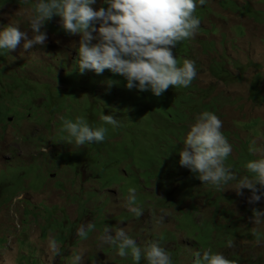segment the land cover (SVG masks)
Wrapping results in <instances>:
<instances>
[{
    "label": "rangeland",
    "instance_id": "374dc122",
    "mask_svg": "<svg viewBox=\"0 0 264 264\" xmlns=\"http://www.w3.org/2000/svg\"><path fill=\"white\" fill-rule=\"evenodd\" d=\"M34 6L0 0V25L30 31ZM194 15V36L172 51L178 64L194 61L197 76L159 97L129 90L108 69L117 80L110 87L92 70L69 85L79 35H68L57 16L45 24L42 48L25 50L21 42L0 50V264H74L76 255L82 264H134L101 241L105 225L124 227L141 246L158 240L173 264H191L194 250L209 248L235 264H264V222L249 219L264 200L249 204L250 190L238 195L235 181L202 183L179 164L178 152L189 124L212 111L233 148L226 166L239 178L252 176L246 163L261 153L249 149H264V0H205ZM90 108L119 118L108 131L122 129L99 151L68 143L62 130L64 119L92 122ZM130 188L141 216L127 207Z\"/></svg>",
    "mask_w": 264,
    "mask_h": 264
},
{
    "label": "clouds",
    "instance_id": "9594fccd",
    "mask_svg": "<svg viewBox=\"0 0 264 264\" xmlns=\"http://www.w3.org/2000/svg\"><path fill=\"white\" fill-rule=\"evenodd\" d=\"M205 0H103L107 5L94 9L96 0H35L29 17V29L20 30L18 24L0 25V50L14 51L23 42L25 50L46 45L47 21L59 17L62 29L68 35H79L75 66L83 74L92 70L102 74L105 69L122 75L126 88L148 91L161 96L169 86L188 87L197 76L195 62L184 59L178 64L172 48L194 36L200 20L194 15L198 4ZM99 21L97 28L95 22ZM95 33V35L93 34ZM95 41V43H93ZM109 87L113 81L106 82ZM99 126L91 125L83 116L63 120V131L68 143L84 146L104 141L108 129L104 125L119 127L120 120L114 114L101 111ZM222 120L212 111H203L188 126L183 147L178 150L179 164L190 170L202 182L213 186L235 181L233 190L243 195L250 190L249 204L264 200V149L254 150L261 154L246 163L251 177L239 178L225 159L233 151L232 145L223 135ZM259 185V187H258ZM135 188L129 189L127 207L136 216L142 215L135 205ZM256 225L264 222V208L254 207L249 218ZM88 228L93 225L89 224ZM78 232L85 235L82 225ZM102 242L116 246L120 257L131 256L134 264L142 257L147 264H173L172 258L158 240H150L141 246L124 227L105 225ZM232 242L228 241V246ZM53 251L56 244H51ZM191 264H235L221 252L211 248L198 249L191 253ZM74 264H82V256L76 255Z\"/></svg>",
    "mask_w": 264,
    "mask_h": 264
},
{
    "label": "trees",
    "instance_id": "16d2710c",
    "mask_svg": "<svg viewBox=\"0 0 264 264\" xmlns=\"http://www.w3.org/2000/svg\"><path fill=\"white\" fill-rule=\"evenodd\" d=\"M77 56H78V53H77ZM65 69L66 68H68L67 66H65L64 67ZM87 73H88V70H86L83 74H81L77 69H76V67L74 68V70H72L71 72H69L68 73V75L67 76H65V81L66 82H68L69 83V85L71 84V85H73V83H75V82H82V80H86L87 78H88V75H87ZM99 76V78L98 79H101V81H109V80H111V81H113V83H112V85H114L116 82H117V80L115 79V78H111V76H110V72H108V70H104V72L102 73V74H100V75H98ZM97 78V77H96ZM62 80V79H61ZM93 81H96L95 79H93ZM101 84H99V86H100ZM69 92H73V91H71V90H69ZM67 95L69 94V93H66ZM70 100V98H68V99H66L65 100V102L66 101H69ZM113 102V101H112ZM64 108V107H63ZM92 108H95V107H92ZM92 108H90L88 111H89V114H91L93 117L92 118H90V115H89V121H92V122H90V124L91 125H93V126H99V125H101V124H103L104 122H101V123H99L101 120L99 119V115H100V112H99V109L98 110H96V111H92ZM127 109V108H126ZM60 111H61V109H60ZM100 120V121H99ZM107 129H109V127H107L106 125H104ZM130 129H132L131 127H130ZM121 128L120 129H118V130H115L114 132H111V131H107V133H106V136H105V139H104V141H102V142H99V143H101V144H99V143H91L90 145H91V149L92 150H95L96 149V151H99V147L101 146V145H106L108 142H110L112 139H113V133L114 134H116V135H118L120 132H121ZM105 143V144H104ZM129 156V154L127 153V156H121V159H126V157H128Z\"/></svg>",
    "mask_w": 264,
    "mask_h": 264
}]
</instances>
